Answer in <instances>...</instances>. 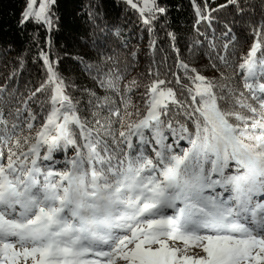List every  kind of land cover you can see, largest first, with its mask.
I'll list each match as a JSON object with an SVG mask.
<instances>
[{"label": "snow or ice", "instance_id": "1", "mask_svg": "<svg viewBox=\"0 0 264 264\" xmlns=\"http://www.w3.org/2000/svg\"><path fill=\"white\" fill-rule=\"evenodd\" d=\"M124 2L150 34L167 11ZM56 4L26 0L19 23L51 31ZM192 5L197 32L234 9L207 48L189 49L213 76L173 43L174 66L153 60L146 85L101 53L99 65L81 58L95 89L81 88L41 50L44 79L28 99L0 86V264H264V14L255 18L251 0ZM41 93L50 95L37 113Z\"/></svg>", "mask_w": 264, "mask_h": 264}, {"label": "trees", "instance_id": "2", "mask_svg": "<svg viewBox=\"0 0 264 264\" xmlns=\"http://www.w3.org/2000/svg\"><path fill=\"white\" fill-rule=\"evenodd\" d=\"M225 2L226 0H208L212 8ZM157 3L167 11L164 15L158 14L150 34L139 13L124 0H57L53 8L55 16L51 31L34 21L24 25L19 23L26 0H0V86H6L9 92L15 91L21 100L28 99L44 79L43 64L37 60L41 50L49 52L53 60L59 56L60 73L81 88L95 89L91 78L81 71V58L85 63L99 65L103 63L101 53L117 57L121 66L124 63L132 65L125 77L126 81L137 77L142 85H146L150 82L146 75L149 66L153 69L156 67L153 60L160 63L166 58V64L174 66L177 54L173 50V43L186 62L201 69L206 76L215 75L213 71L204 68L208 63L207 59L203 56L193 57L189 49L196 41L207 48L213 36L219 37L225 30L224 23L233 19L234 9L228 7L212 12L211 27L204 21L197 32L194 26L197 17L192 0H157ZM196 3L203 8L204 0H196ZM251 3V11H254L255 18L259 20L264 14V3L261 0H251ZM236 19L239 20V17ZM233 30L238 36H242L239 24ZM168 32L175 34V41L167 35ZM152 40L156 42L154 48L150 47ZM251 43L252 38L248 37L247 42L239 47L237 63L239 56L248 50ZM133 52L136 53L135 57L132 56ZM164 70L165 68L161 69ZM173 70L178 71L174 67ZM141 73L145 76H140ZM69 92L76 98L82 96V93L73 89H69ZM49 95L50 93L37 94L35 102L30 103L34 112H40V102L46 101ZM133 99L136 100L137 95L134 94ZM180 143L184 147L188 146L186 141ZM66 155L71 158L74 149L70 148ZM54 156L63 160L65 153H56Z\"/></svg>", "mask_w": 264, "mask_h": 264}, {"label": "rangeland", "instance_id": "3", "mask_svg": "<svg viewBox=\"0 0 264 264\" xmlns=\"http://www.w3.org/2000/svg\"><path fill=\"white\" fill-rule=\"evenodd\" d=\"M38 6V5H37ZM25 7H26V4H25Z\"/></svg>", "mask_w": 264, "mask_h": 264}]
</instances>
